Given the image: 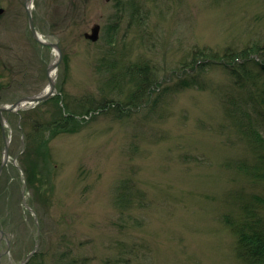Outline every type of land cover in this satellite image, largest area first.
<instances>
[{
	"label": "rangeland",
	"instance_id": "rangeland-1",
	"mask_svg": "<svg viewBox=\"0 0 264 264\" xmlns=\"http://www.w3.org/2000/svg\"><path fill=\"white\" fill-rule=\"evenodd\" d=\"M26 1L0 0V107L42 93L56 60L33 38ZM135 1L140 17L122 0L116 28H110L115 0L33 1L37 30L63 52L55 96L64 110L68 104L79 113L87 98L123 101L130 87L118 96L106 70L115 61L149 63L159 87L142 109L78 116L74 133L49 141L38 189L25 183L24 120L51 119L53 97L3 113L0 164L4 134L10 140L0 177L3 264H22L34 250L26 264H54L64 252L88 264H241L225 216L239 217L244 202L264 196L263 183L235 170L249 151L227 109L241 105L244 93L219 64L202 76L205 90L178 89L177 82L197 74L190 71L195 58L207 60L198 51L221 59L228 48L264 44V0ZM96 24L102 29L94 43L84 35ZM252 73L264 79L254 67ZM124 179L142 193L140 207L114 205L115 186Z\"/></svg>",
	"mask_w": 264,
	"mask_h": 264
},
{
	"label": "trees",
	"instance_id": "trees-1",
	"mask_svg": "<svg viewBox=\"0 0 264 264\" xmlns=\"http://www.w3.org/2000/svg\"><path fill=\"white\" fill-rule=\"evenodd\" d=\"M115 1L118 8L115 15L116 23L110 28H116L123 17L120 11L122 0ZM128 4L133 8L132 17H140L136 1L129 0ZM198 52V54H202L201 56H206L207 60L197 61L195 58L190 71H196L197 74H186L179 78L177 88L205 90L208 83L202 76L217 64L229 76L233 77L234 84L239 86L244 93L242 95L243 103L236 107H228L227 112L234 117L235 126L239 129L243 143L249 151L247 157L235 161V170L239 175L251 179L254 183L264 184V79L261 80L252 73L254 67L264 74V44H255L239 52L228 48L221 59ZM188 65L186 64V67L183 68L185 72H187ZM106 70L110 75L109 84L112 86V90L118 93V96L122 95L126 87H130L128 95L123 101L108 98L96 101L87 98L81 105L82 110L76 113L68 109V104H65L66 110H64L60 106V97L55 96L49 100L56 108L51 119L43 117L40 119L38 114L36 117L25 114L28 117L26 121L24 120V124L29 125V131L26 132V160L28 163H26L24 172L29 189L41 188L39 185L43 184L42 179L37 177L38 167L41 162L46 163L48 160L49 141L62 133H74L79 124L78 116L89 115L92 112H106L108 109H113L120 115L123 113V107L128 111H136L151 104L153 91L159 86H157L155 72L149 63L123 64L120 61H115L109 63ZM117 70L119 71L117 72ZM158 98L160 96L156 97L155 102ZM251 110L255 112L254 116ZM143 198L142 193L130 179L121 180L115 186L113 201L119 209L131 210L136 206L140 207L143 204ZM252 200L242 204L239 217L225 216V223L237 239L235 253L239 262L241 264H264V196L254 195ZM259 205L261 206L259 207ZM37 257H33L31 262L35 261ZM54 264L88 263L82 257L64 252L58 255Z\"/></svg>",
	"mask_w": 264,
	"mask_h": 264
},
{
	"label": "water",
	"instance_id": "water-1",
	"mask_svg": "<svg viewBox=\"0 0 264 264\" xmlns=\"http://www.w3.org/2000/svg\"><path fill=\"white\" fill-rule=\"evenodd\" d=\"M33 1L34 0H27L26 5H25L31 34H32L33 38L35 39V41H37L39 44H41L42 46H45V47H49L53 50L54 55L56 57V60L48 68L47 76H48L49 83L47 85V88H48L47 91L44 90L42 93H40L38 95L25 97V98L20 99L19 101L15 102V103L11 104V105L0 107V124H1V127H2L4 133H5V119L3 116L4 112H7V111L18 112L27 106L38 105V104L46 101L47 99L55 96V94H56L55 91H56V80H57L56 78L57 77H55L53 79L51 76V73L53 71H55L57 74L59 64L61 63V61L63 59V52H62V49H61L59 43L52 42V41L45 39V37L37 30V27L35 25L34 13H33V9H32ZM2 12H3V10H0V14ZM101 29H102L101 25L96 24L92 27L90 33H85L84 37L87 40H90V41L96 43L100 39ZM4 144H5V149H4L3 161H2V164L0 166V177L4 171V168L6 167V165L9 162V159H10V140H9V138H7L5 136V134H4ZM21 171H22V169H21ZM25 188H26V185H25ZM26 207L28 209H30L31 211H33L28 206H26ZM0 233L2 235H4L5 232L0 229ZM8 244H9V241H8ZM38 245H39V240L37 241L36 246H38ZM35 253H36V250H34L32 253H30L27 256V258L23 261L22 264H26Z\"/></svg>",
	"mask_w": 264,
	"mask_h": 264
},
{
	"label": "flooded vegetation",
	"instance_id": "flooded-vegetation-1",
	"mask_svg": "<svg viewBox=\"0 0 264 264\" xmlns=\"http://www.w3.org/2000/svg\"><path fill=\"white\" fill-rule=\"evenodd\" d=\"M2 235H1V233H0V239L2 238V239H4L5 237H1ZM8 242V240H6V243ZM7 247H9L8 246V244H7ZM0 264H3V257H2V255H0Z\"/></svg>",
	"mask_w": 264,
	"mask_h": 264
},
{
	"label": "bare ground",
	"instance_id": "bare-ground-1",
	"mask_svg": "<svg viewBox=\"0 0 264 264\" xmlns=\"http://www.w3.org/2000/svg\"><path fill=\"white\" fill-rule=\"evenodd\" d=\"M51 76H52V78L54 79L55 77H56V72L55 71H53L52 73H51ZM47 87L45 88V91H47Z\"/></svg>",
	"mask_w": 264,
	"mask_h": 264
}]
</instances>
